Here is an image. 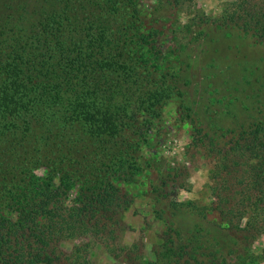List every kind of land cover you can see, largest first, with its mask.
<instances>
[{
  "label": "rangeland",
  "instance_id": "obj_1",
  "mask_svg": "<svg viewBox=\"0 0 264 264\" xmlns=\"http://www.w3.org/2000/svg\"><path fill=\"white\" fill-rule=\"evenodd\" d=\"M240 1L0 0V217L46 182L68 217L104 190L121 205L106 228L73 216L52 264H173L183 248L264 264V150L234 175L221 157L226 136L256 127L264 145V40L224 18ZM155 27L169 39L158 56L140 43ZM115 36L120 82L101 51ZM89 56L101 70L86 73Z\"/></svg>",
  "mask_w": 264,
  "mask_h": 264
},
{
  "label": "trees",
  "instance_id": "obj_2",
  "mask_svg": "<svg viewBox=\"0 0 264 264\" xmlns=\"http://www.w3.org/2000/svg\"><path fill=\"white\" fill-rule=\"evenodd\" d=\"M251 1L252 0L240 1L236 6H232V10L230 13L226 12L224 18L238 30L242 32H251L264 40V11L255 9L254 5L256 4L249 5ZM113 32L114 30L112 33ZM168 41L169 39L165 31L155 27L146 34V38L140 43L146 45L149 49H153V52H155V54L157 53L158 56L161 54L160 51L162 47H164ZM25 44L29 45V42L26 41ZM117 44L120 48L121 44L117 41L115 36L114 43L111 41L106 47H101V51L109 54L111 57L113 55L111 46L116 48ZM48 61L50 62V58H48ZM85 61V67L88 69L86 72L87 74L91 70H101V66L104 64V59L101 58L100 60L97 56H89ZM113 63L117 64L121 71H126L127 66L125 61H118V63H116L112 57L105 62V66L109 68L112 75L117 78L118 74L115 73L117 69L114 71V69L111 68ZM123 65L126 68L123 67ZM66 75L67 74L64 73L65 77ZM61 80L63 83L64 80ZM117 81L120 82V78H117ZM48 83L50 85L49 89L51 88L50 93L54 98L63 96L62 92H60L59 85L55 84L53 80L48 81ZM89 92L85 91L91 100H95V92L93 90ZM258 128L259 127H256L254 130L244 135L226 136L224 143L226 147L221 153V157L225 160L224 164L230 167L228 170L230 175H234V173L237 172V167L245 163L244 161L242 162V158H246L247 161H249L258 150H264V148H262L264 147L262 144L263 139L257 133L260 131ZM195 130L203 133L201 127L195 128ZM203 135L207 137L204 133ZM255 168L256 167L252 169V171H254L252 173L253 179L262 176V169L260 167H258V169ZM238 182H240V180ZM60 188V186H54L51 182H46L31 195V198L26 199L27 197L23 196L19 198V200L17 199L14 201L16 205L15 216L12 218L0 217V264H37L44 260L46 263L50 262V264H52L53 262L50 261L52 258L51 255L55 253L50 250L51 246L54 244V241H57L69 228L73 230L75 226L73 223L75 221L72 218L73 216L81 217V215L84 216L86 214L87 217H90L92 220L94 228H106L108 224L117 220L118 210L121 205L116 189H113L110 193L104 190L100 194L97 193L96 195L81 200V204L79 203L80 206H76L72 211V215L68 217V215H64L58 210L56 211L53 207H50L51 205L57 206L56 199L58 198ZM226 203V205H230V201L227 200ZM248 203V206L245 208L251 209L253 204H251V202ZM233 205L235 206L238 204L233 203L232 206ZM227 207L230 208L229 206ZM237 211L239 210L237 209ZM231 212L233 211L231 210L230 213ZM242 217L241 215L238 218L239 222ZM246 225L248 226V224ZM236 227L238 229V225L232 226L231 229H236ZM247 228L249 229V227ZM248 229L243 228L237 231L242 232L243 237L246 238ZM177 238L178 237L175 239ZM174 241L175 240H171L170 243H174ZM167 250L169 249L166 247V251ZM191 253L192 252L185 248L179 249L176 255L172 253L173 264H206L204 259L198 256V260L193 253ZM234 258L236 257L225 255L216 262V264H239V260L237 258L234 260Z\"/></svg>",
  "mask_w": 264,
  "mask_h": 264
},
{
  "label": "clouds",
  "instance_id": "obj_3",
  "mask_svg": "<svg viewBox=\"0 0 264 264\" xmlns=\"http://www.w3.org/2000/svg\"><path fill=\"white\" fill-rule=\"evenodd\" d=\"M212 7H215V5H212ZM216 11H219V9H216Z\"/></svg>",
  "mask_w": 264,
  "mask_h": 264
}]
</instances>
